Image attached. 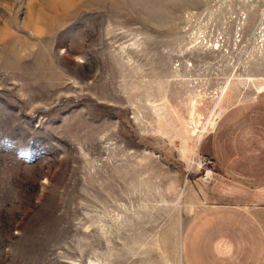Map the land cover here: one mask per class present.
<instances>
[{
    "label": "rangeland",
    "instance_id": "374dc122",
    "mask_svg": "<svg viewBox=\"0 0 264 264\" xmlns=\"http://www.w3.org/2000/svg\"><path fill=\"white\" fill-rule=\"evenodd\" d=\"M48 1L0 0V264H183L197 211L257 201L196 147L264 86V0Z\"/></svg>",
    "mask_w": 264,
    "mask_h": 264
},
{
    "label": "crops",
    "instance_id": "0c3cea01",
    "mask_svg": "<svg viewBox=\"0 0 264 264\" xmlns=\"http://www.w3.org/2000/svg\"><path fill=\"white\" fill-rule=\"evenodd\" d=\"M202 101L194 99V106ZM206 133L197 154L214 165L220 185L229 186V196L257 201L224 200L197 211L182 234V262L264 264V86L222 110Z\"/></svg>",
    "mask_w": 264,
    "mask_h": 264
},
{
    "label": "bare ground",
    "instance_id": "6f19581e",
    "mask_svg": "<svg viewBox=\"0 0 264 264\" xmlns=\"http://www.w3.org/2000/svg\"><path fill=\"white\" fill-rule=\"evenodd\" d=\"M74 1L75 0H51V1H48V2H50V4L48 3V2H45L44 4H46V3H48V7L49 8H47V9H51V8H54L55 10H57V6L58 5H60L61 7L62 6H64V8H69L70 6H71V4H73L74 3ZM77 1V0H76ZM44 2V1H43ZM41 3V2H40ZM44 4H42V5H44ZM47 5V4H46ZM45 5V6H46ZM75 5V4H74ZM59 6V7H60ZM73 6V5H72ZM43 7V6H42ZM59 9V8H58ZM53 10V9H52ZM61 10V9H60ZM33 12V11H32ZM47 12V11H46ZM45 12V10L44 9H41L40 11H38V14H37V17L35 18L36 20V22L37 23H40V22H43V24H46L47 26H51L52 25V23L55 21V17L54 16H48L47 15V13ZM53 12H54V10H53ZM57 12V11H56ZM57 14V16H58V13H56ZM32 22H34L33 21V19L31 18L30 19V23H29V26L31 25H33V23ZM34 29V28H33ZM35 33L38 35V34H43V30L42 29H40L39 27H35ZM14 35V34H13ZM14 37V36H13ZM7 38H9V37H7ZM5 39H6V37H5ZM15 39H17L18 40V42H19V44H20V46H21V48H23L24 50H27V49H29L30 48V45L29 44H27V41L25 40V39H23V38H20V37H18V36H15ZM7 40H9V39H7Z\"/></svg>",
    "mask_w": 264,
    "mask_h": 264
},
{
    "label": "built area",
    "instance_id": "2783aa9c",
    "mask_svg": "<svg viewBox=\"0 0 264 264\" xmlns=\"http://www.w3.org/2000/svg\"><path fill=\"white\" fill-rule=\"evenodd\" d=\"M200 162H201V166L205 169L204 170V173H205L204 177L207 179V178H209L211 176L212 171L210 169H207V167H205L206 166V162H205L204 159L200 160Z\"/></svg>",
    "mask_w": 264,
    "mask_h": 264
}]
</instances>
